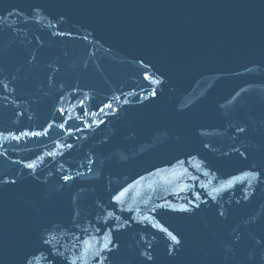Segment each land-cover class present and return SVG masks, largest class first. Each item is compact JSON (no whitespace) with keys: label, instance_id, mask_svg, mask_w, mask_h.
<instances>
[{"label":"water","instance_id":"obj_1","mask_svg":"<svg viewBox=\"0 0 264 264\" xmlns=\"http://www.w3.org/2000/svg\"><path fill=\"white\" fill-rule=\"evenodd\" d=\"M0 264H264V0H0Z\"/></svg>","mask_w":264,"mask_h":264},{"label":"snow or ice","instance_id":"obj_2","mask_svg":"<svg viewBox=\"0 0 264 264\" xmlns=\"http://www.w3.org/2000/svg\"><path fill=\"white\" fill-rule=\"evenodd\" d=\"M106 107H111V105H106ZM103 109H101V111H102ZM29 168H31L33 165H31V164H29V165H27ZM65 179H68V177H65ZM115 199H119V197L117 196V197H115ZM173 239H175V237H173ZM105 247H107V245H105Z\"/></svg>","mask_w":264,"mask_h":264}]
</instances>
